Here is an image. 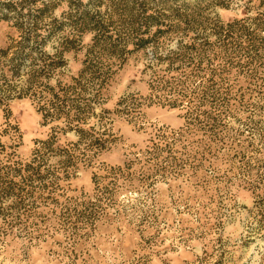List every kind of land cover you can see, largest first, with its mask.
<instances>
[{"label": "rangeland", "instance_id": "374dc122", "mask_svg": "<svg viewBox=\"0 0 264 264\" xmlns=\"http://www.w3.org/2000/svg\"><path fill=\"white\" fill-rule=\"evenodd\" d=\"M32 19L0 60V264H264V0H0V49Z\"/></svg>", "mask_w": 264, "mask_h": 264}, {"label": "trees", "instance_id": "16d2710c", "mask_svg": "<svg viewBox=\"0 0 264 264\" xmlns=\"http://www.w3.org/2000/svg\"><path fill=\"white\" fill-rule=\"evenodd\" d=\"M30 30L31 36H29V33L26 34V36H22L18 41L15 43H12L9 45V47L5 49H0V60L3 59V62L8 65L9 69L11 70V73L15 76L19 75L20 67L25 63L26 59H34L33 51L35 49H32L31 47L29 49H26L28 46L29 39L34 40L36 43L40 44V41H43L42 36L40 37V34L36 33V29L38 27V22L36 19H32L30 23ZM40 38H37V37ZM39 39V40H38ZM10 52V55L7 57L6 55ZM40 58L44 55L43 52H39L38 54ZM53 62V61H51ZM51 64V63H50ZM45 67H47V64H38L37 68H33L30 70L31 76L27 78V82L34 83L39 82L37 76H39L42 72H44ZM7 82V81H6ZM5 82V83H6ZM39 84V83H38ZM10 86V85H7ZM49 91L51 92L49 94V97L44 99L41 108H43V114L46 118V116H58V117H64V121L66 122V125L68 128H73L76 132H82V128L76 126L80 121H82V114L84 111V106L80 104H77L74 102L73 99L69 98L67 96V92L65 87H61V93L53 91L51 87H47ZM23 91H27L22 89ZM44 97L43 95L41 98ZM59 102V103H58ZM40 109V107H39ZM68 109V110H65ZM71 113L68 114V113ZM75 123L72 124V123Z\"/></svg>", "mask_w": 264, "mask_h": 264}]
</instances>
